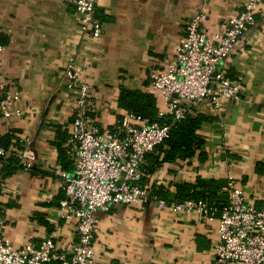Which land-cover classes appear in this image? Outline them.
<instances>
[{
    "label": "crops",
    "instance_id": "crops-1",
    "mask_svg": "<svg viewBox=\"0 0 264 264\" xmlns=\"http://www.w3.org/2000/svg\"><path fill=\"white\" fill-rule=\"evenodd\" d=\"M244 0H99L103 33L84 32L73 5L61 0H0V75L16 87L20 116L0 121V137L18 136L19 150L32 152V169L17 167L3 178L0 235L16 246L38 244L55 230L61 250L75 240L73 222L62 218L64 193L54 173L63 167L60 151L72 158L71 121L76 103L67 89L69 61L92 85L95 123L116 127L127 109L118 104L122 89L153 94L151 71L174 54L185 24L202 6L210 31L241 9ZM226 74L240 79L242 98L223 100L221 109L198 105L209 117L204 162L194 158L176 170L165 167L167 183L214 179L226 195L236 179L256 205L264 203V17L250 27L226 63ZM158 103V102H157ZM158 105V104H157ZM160 108L158 106V116ZM73 160V158H72ZM169 171V172H167ZM206 220L153 206H118L98 213L96 264H213L218 215ZM52 264V263H51Z\"/></svg>",
    "mask_w": 264,
    "mask_h": 264
},
{
    "label": "built area",
    "instance_id": "built-area-1",
    "mask_svg": "<svg viewBox=\"0 0 264 264\" xmlns=\"http://www.w3.org/2000/svg\"><path fill=\"white\" fill-rule=\"evenodd\" d=\"M73 5L84 32L98 38L103 21L97 16L99 0H61ZM209 16L202 6L188 18L176 50L166 63L151 71V88L160 108V116L171 121L184 119L192 107L201 104L221 109L223 100L242 98L240 79L226 74V63L246 31L264 17V0H244L238 13L225 18L210 31L204 22ZM6 46L0 43V53ZM64 70L67 89L76 108L71 121L70 143L73 145V169H57L63 197L59 202L62 218L75 225L76 237L69 250H61L54 231L38 244L16 246L0 235V264H96L95 240L98 213H109L118 206H153L175 213H191L200 219L218 215L214 240L213 264H264V203L256 205L247 191L232 176L226 187L222 206L204 200L169 202L151 194L150 184L143 185V164L147 153L163 143L171 130L170 122H150L131 110L122 114L113 128L95 123L92 85L84 70L73 59ZM20 91L9 86L0 75V121L22 114ZM12 147L0 146V187L3 170ZM24 169L35 166L32 152L15 149ZM164 183V175L158 176ZM5 219L0 214V229Z\"/></svg>",
    "mask_w": 264,
    "mask_h": 264
},
{
    "label": "trees",
    "instance_id": "trees-1",
    "mask_svg": "<svg viewBox=\"0 0 264 264\" xmlns=\"http://www.w3.org/2000/svg\"><path fill=\"white\" fill-rule=\"evenodd\" d=\"M118 104L122 108L142 115L150 122L159 121L164 123L171 121L166 117L158 116L156 97L150 93L122 89L118 97ZM207 120H209V117L200 112L198 107H192L184 119L171 121L170 136L158 145L154 151L147 153L143 164L145 175L141 184H150L153 196L164 198L169 202L194 199L204 200L210 205L219 207L224 204L226 195L223 196L224 193L219 192L220 190L214 179L198 175L196 180L192 182H158V173L165 167L172 172V170H176L180 163H190L194 158H198L200 162L206 160V138L201 133V129ZM18 137L19 135L13 136V134L0 137V146L6 149L12 147L13 149L7 164L4 165L3 177H7L11 170L22 167L15 151L19 147ZM60 161L64 169H73V160L64 148H61L60 151Z\"/></svg>",
    "mask_w": 264,
    "mask_h": 264
}]
</instances>
